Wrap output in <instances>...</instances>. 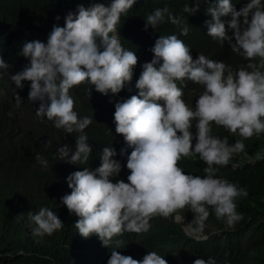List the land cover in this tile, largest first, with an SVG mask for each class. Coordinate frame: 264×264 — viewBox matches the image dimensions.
<instances>
[{
    "label": "clouds",
    "instance_id": "1",
    "mask_svg": "<svg viewBox=\"0 0 264 264\" xmlns=\"http://www.w3.org/2000/svg\"><path fill=\"white\" fill-rule=\"evenodd\" d=\"M203 2L210 5L207 35L227 41L244 58V65L231 69L203 54L193 59L190 48L176 35L160 36L151 49L153 58L126 50L117 25L136 0H111L108 6L78 5L76 13L66 15L63 27L53 26L47 43L24 44L20 55L30 63L11 79L21 89L22 81H30L28 99L40 102L36 114L53 120L72 140L70 146L58 149L53 161L66 165L62 175L67 178L68 191L62 197L63 214L79 217L75 226L82 237L95 235L108 247L114 236L130 232L136 241L151 230L155 220L172 217L187 235L204 240L217 230L221 233L217 223L210 222L211 209L228 227L242 219L236 207L247 191L235 180L216 175L213 166H227L245 145L239 140L230 145L227 138L214 136V124L244 139L264 133V0H248L239 10L232 0ZM200 4L201 0H195L192 7L186 4L183 12L194 15ZM225 16L231 19L222 21ZM166 19L181 26V35H188V22L167 7L147 16L145 30ZM257 58L258 63L252 62ZM138 59L144 64L137 79L133 69H137ZM7 68L0 59V69ZM183 80H191L190 86H204L203 93L200 87L187 96L177 86ZM84 82L91 83L83 93L89 96L91 107L105 103L95 98L97 94L114 101L109 120L124 149L108 144L98 151L88 143L87 127L94 113L80 111L76 97L69 95L73 86ZM197 93L201 95L197 97ZM16 101L17 106L22 102L18 94ZM36 159L48 167L43 157ZM185 159L200 162L203 169H185L181 164ZM256 159H264V154L258 153ZM194 173L199 176L191 175ZM29 216L34 236L52 235L64 227L47 207ZM174 258V254L156 250L136 260L112 251L107 264H167ZM193 264L216 261L197 258Z\"/></svg>",
    "mask_w": 264,
    "mask_h": 264
},
{
    "label": "trees",
    "instance_id": "2",
    "mask_svg": "<svg viewBox=\"0 0 264 264\" xmlns=\"http://www.w3.org/2000/svg\"><path fill=\"white\" fill-rule=\"evenodd\" d=\"M208 2L214 3V0ZM247 2L232 0L237 10ZM96 3L108 6L111 0H0V59L9 65L7 69H0V264H107L112 251L142 260L148 252L156 250L175 255L167 264H193L197 258L207 260L210 257L216 264H264V159H256L258 153L264 154V133L244 139L238 133H230L214 124V136L227 138L230 145L242 141L245 148L243 152L233 154L227 166L213 167L219 175L238 182L248 195L236 207L242 219L234 227H228L225 219H217L214 210H210V222L217 223L221 233L207 230L211 233L207 239L187 235L171 217L155 220L151 230L136 241L124 232L114 236L105 247L97 236L84 238L79 234L75 226L79 219L76 214L64 216L62 197L68 191V183L62 173L66 165L54 162L53 156L61 146H70L72 140L55 127L53 120L36 114L40 102L28 99L31 82L22 81L23 88H17L11 76L30 63L20 55L25 43L36 40L47 43L53 26L63 27L69 12L76 13L81 4L88 7ZM194 3L195 0H136L132 8L121 15L117 25L121 44L126 50L148 59L153 58L151 49L160 36L176 35L190 48L193 59L203 54L210 60L224 62L231 69L244 65V58L234 53L227 41L220 42L207 35L205 21L211 20L207 13L208 3L201 0L199 11L194 15L183 12L186 4L192 7ZM165 7L188 22L187 36L181 35V26L173 25L167 19L154 29L149 26L145 30L147 16L155 9ZM230 19V16L221 17L224 22ZM97 42L100 43L99 38ZM252 62L258 63V58ZM143 64L138 59V67L133 69L137 79ZM190 83L191 80H183L177 86L186 90L187 96H192L200 87L203 93L204 86H190ZM90 84L84 82L69 90V95L76 97L80 111L94 113L93 122L87 127L88 143L98 147V151L108 144L117 150L124 149V144L117 141L115 125L109 120L111 108H115L114 101L106 96L99 98L97 94L95 98L105 103L91 107L89 96L83 94ZM17 94L22 99L19 106ZM199 95L197 93V97ZM37 156L48 161L47 168L37 162ZM181 164L189 171L203 169L200 162L192 159H185ZM42 207L53 210L64 227L52 235L34 236L29 213L34 215ZM28 208H32L30 212H27ZM11 209L16 211L14 215Z\"/></svg>",
    "mask_w": 264,
    "mask_h": 264
},
{
    "label": "bare ground",
    "instance_id": "3",
    "mask_svg": "<svg viewBox=\"0 0 264 264\" xmlns=\"http://www.w3.org/2000/svg\"><path fill=\"white\" fill-rule=\"evenodd\" d=\"M219 173H216V175H218ZM11 214L14 215L16 213V211H14V209L10 210ZM127 235H130V232L127 233ZM131 236V235H130Z\"/></svg>",
    "mask_w": 264,
    "mask_h": 264
},
{
    "label": "rangeland",
    "instance_id": "4",
    "mask_svg": "<svg viewBox=\"0 0 264 264\" xmlns=\"http://www.w3.org/2000/svg\"><path fill=\"white\" fill-rule=\"evenodd\" d=\"M208 226H209V227H210L212 230H214V225H212V224H209ZM217 232H218V233H220V231H219V230H217Z\"/></svg>",
    "mask_w": 264,
    "mask_h": 264
}]
</instances>
